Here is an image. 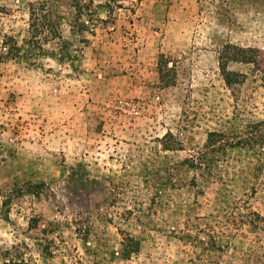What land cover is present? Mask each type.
I'll return each mask as SVG.
<instances>
[{
	"label": "rangeland",
	"instance_id": "rangeland-1",
	"mask_svg": "<svg viewBox=\"0 0 264 264\" xmlns=\"http://www.w3.org/2000/svg\"><path fill=\"white\" fill-rule=\"evenodd\" d=\"M0 264H264V0H0Z\"/></svg>",
	"mask_w": 264,
	"mask_h": 264
},
{
	"label": "trees",
	"instance_id": "trees-1",
	"mask_svg": "<svg viewBox=\"0 0 264 264\" xmlns=\"http://www.w3.org/2000/svg\"><path fill=\"white\" fill-rule=\"evenodd\" d=\"M41 12H43V9H31V12L29 11V15H30V25H29V35H31V38L29 41H27V46L30 49H35V47L38 45L37 41L35 40V34L38 33L37 30V22L41 17ZM8 42H10V45H7ZM5 46H8L6 49V53L4 54L5 57L8 58H16L18 53V50L20 49V47L17 46V42L13 39V38H5V43H3ZM6 48V47H5ZM241 52H245V51H241ZM66 56V55H64ZM240 60H242V62H250V57H246L245 55L239 57ZM228 77L224 79L225 83L227 85H232L235 82V79L232 81V77H235L236 75L233 73H229V75H227Z\"/></svg>",
	"mask_w": 264,
	"mask_h": 264
}]
</instances>
